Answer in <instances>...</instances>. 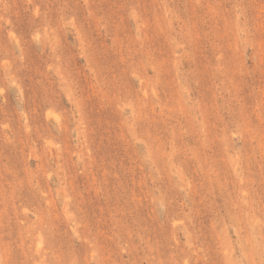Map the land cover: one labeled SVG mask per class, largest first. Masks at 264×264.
Returning a JSON list of instances; mask_svg holds the SVG:
<instances>
[{
	"label": "rangeland",
	"instance_id": "obj_1",
	"mask_svg": "<svg viewBox=\"0 0 264 264\" xmlns=\"http://www.w3.org/2000/svg\"><path fill=\"white\" fill-rule=\"evenodd\" d=\"M0 264H264V0H0Z\"/></svg>",
	"mask_w": 264,
	"mask_h": 264
}]
</instances>
